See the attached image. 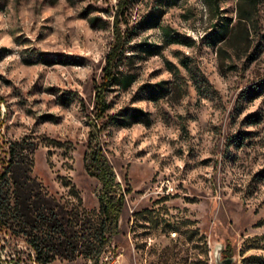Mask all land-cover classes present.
I'll return each mask as SVG.
<instances>
[{"label": "rangeland", "instance_id": "374dc122", "mask_svg": "<svg viewBox=\"0 0 264 264\" xmlns=\"http://www.w3.org/2000/svg\"><path fill=\"white\" fill-rule=\"evenodd\" d=\"M118 1L0 0V171L20 147L52 204L87 212L70 233L97 218L94 152L124 200L97 256L46 264H215L217 245L264 264V0L246 31L239 0H130L115 21ZM0 264H38L1 225Z\"/></svg>", "mask_w": 264, "mask_h": 264}, {"label": "trees", "instance_id": "16d2710c", "mask_svg": "<svg viewBox=\"0 0 264 264\" xmlns=\"http://www.w3.org/2000/svg\"><path fill=\"white\" fill-rule=\"evenodd\" d=\"M129 3L130 0L118 1L115 21L119 14L122 15L127 10ZM252 6V0H239L237 4L238 23H246L245 31L252 14ZM116 35L119 39V33ZM122 55L121 43L119 45L116 41L106 56L104 85L114 82L112 71L121 61ZM256 87H264V80ZM99 95L100 90L97 91V97ZM104 107L102 105V109ZM138 115L139 112H134L131 117L137 118ZM19 151L20 147L9 145L8 159L0 171V225L14 236L22 238L31 247L33 259L38 264H46L55 258L97 256L117 232V221L124 201L121 193L111 194L109 190L118 189L119 185L114 183L106 160L98 159V153L94 152L93 162L86 168L88 174L96 177L102 186L97 197V218L88 227L79 226L70 233L67 227L77 226L81 220H86L87 212L81 209L63 212L56 204H52L48 193L30 176V165L26 167L24 163L26 155Z\"/></svg>", "mask_w": 264, "mask_h": 264}, {"label": "water", "instance_id": "95a60500", "mask_svg": "<svg viewBox=\"0 0 264 264\" xmlns=\"http://www.w3.org/2000/svg\"><path fill=\"white\" fill-rule=\"evenodd\" d=\"M223 247L222 245L215 246L213 250V260L215 264H231L233 257H226L222 255Z\"/></svg>", "mask_w": 264, "mask_h": 264}]
</instances>
